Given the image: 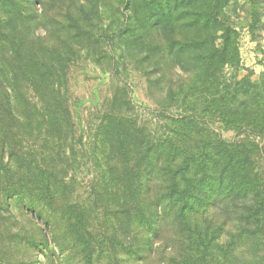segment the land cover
<instances>
[{
    "label": "rangeland",
    "instance_id": "1",
    "mask_svg": "<svg viewBox=\"0 0 264 264\" xmlns=\"http://www.w3.org/2000/svg\"><path fill=\"white\" fill-rule=\"evenodd\" d=\"M251 1L228 0L225 8L240 56L237 65L214 67V76L221 72L225 82L264 78V31L250 26L253 12L264 14V0ZM187 4L0 0V264H264V214L239 222L240 206L215 204L147 227L135 209V178L108 185L93 153L98 133L115 127H123L128 138L114 137L120 141L116 149L110 137L102 152L124 161L130 173L145 139L182 141L191 150L193 137L175 134L177 121L193 112L212 140H254L263 146L264 140L248 131L226 128L213 111L214 87L202 72L212 67L204 69L201 62L206 38L189 27ZM220 34L219 29L212 34L214 48L222 43ZM17 89L35 96L28 98L36 103L33 108L18 106L24 119L11 116L6 99ZM52 93L68 108L71 122L59 141L52 136ZM107 112L122 119L102 120ZM12 147L23 153L14 156ZM209 155L203 158L209 171L191 167L185 179L177 176L181 186L218 178L225 160ZM51 156L59 158L64 184L41 186V170L29 162L42 165ZM181 163L175 156L165 166L173 172ZM255 171L264 187V151ZM155 178H161L154 185L159 192L169 179L164 173ZM48 189L50 209L44 201Z\"/></svg>",
    "mask_w": 264,
    "mask_h": 264
},
{
    "label": "trees",
    "instance_id": "2",
    "mask_svg": "<svg viewBox=\"0 0 264 264\" xmlns=\"http://www.w3.org/2000/svg\"><path fill=\"white\" fill-rule=\"evenodd\" d=\"M251 2L254 4L253 0ZM187 3L192 5V13L190 14L192 24L189 27H196L199 32L204 33L203 36L206 38L204 46L206 50L202 53L201 62L204 69L212 67L210 73L206 74L204 70L202 72L205 83L208 81L214 87V99L212 101L218 105L213 111L217 112L218 119L221 123H224L226 128L237 133L248 131L260 140H264V78L259 77V83L249 81L247 76L239 79L233 78L231 82H225L221 77V72L214 76L215 66L219 67L220 70L221 67L228 64L237 65L240 60L235 30L230 28L228 17L225 14L228 0H187ZM262 19H264V14L261 12L251 14L252 23H250V26L252 31H264V21ZM257 25L261 28L257 29ZM216 29L221 31L222 43L219 47L214 48V45L210 44V40ZM195 41H198L197 38L192 39L190 43ZM14 79L17 82L15 84L18 86V83H20L18 77ZM48 97L53 100V107L50 110L53 116L51 123V127H53L52 136L54 140L58 138L59 141L62 137L60 136L63 133L62 129H70L69 110L64 102H61L62 100L59 99L58 94L52 93ZM28 98L33 100L35 96L31 97L30 94H25L19 89L15 90L9 98H6L11 104V116L14 119L27 118L18 110V106L23 102L25 108L30 106L33 108V105H36ZM193 115H195L194 112L192 117H183L177 121L175 134L182 137L192 136L196 145L191 150H188L187 145L182 141L171 143L164 139L155 141L145 139L139 146L138 166L135 172L132 173L128 168H123L124 161L117 162L116 160L114 162L113 159L106 157L102 152L105 150L103 147L110 137L112 139L109 140L113 141L116 149H119L120 141H115L114 137H117V139L128 138V132L123 127H115L110 132L101 130L96 138L93 153L97 161L101 159L100 165L104 170L103 174L106 175L107 184L115 186L120 183H129L132 177L135 178L138 184L134 186V193L136 194L135 209L141 218V222L147 227L151 223L155 222L157 224V221L165 218L184 217L188 212L196 211L199 206L207 210L215 204L231 203L234 206H240L241 214L238 213L236 216L240 220L239 222L262 216L264 214V187L255 171V160L264 151V143L262 146L261 141L256 142L254 140L229 142L220 140V138L212 140L208 134H205L201 124L193 118ZM120 118L119 113L107 112L104 113L102 120H119ZM98 129H101V124ZM205 138L207 140L211 139L206 146L202 143ZM172 145L176 146L173 150H171ZM8 149L14 156L23 153L20 148L12 147ZM209 154L219 156L225 160L223 168L216 171V174H219L218 178H211L212 176H210L209 178L213 180L207 181L206 184L204 179H200L196 186H189L191 181L188 180V185L186 183L185 186H181L183 182H180V179L186 178V174L191 170V167L198 173L209 171L205 168V162L203 161L205 156H210ZM175 156H180L182 163L173 172H170L165 164ZM58 159V157H48L42 165L36 159L29 162V165L32 164V166L41 170V178L37 181L41 186L64 184L60 177L63 175L58 169ZM148 172L149 176L146 177ZM161 173L168 177L169 182L159 192H155L154 185L157 181L161 182V178H155V180L153 178L160 176ZM177 176L180 179H177ZM214 179L215 184H213ZM49 190L46 191L47 194L44 198L46 209H50L52 205ZM46 216L50 217L49 214H46Z\"/></svg>",
    "mask_w": 264,
    "mask_h": 264
}]
</instances>
